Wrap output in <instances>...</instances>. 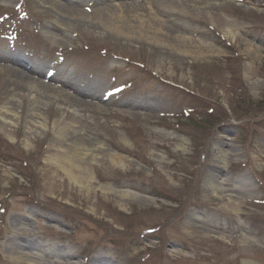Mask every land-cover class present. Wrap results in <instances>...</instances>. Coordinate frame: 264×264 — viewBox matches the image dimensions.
<instances>
[{"label": "rangeland", "instance_id": "374dc122", "mask_svg": "<svg viewBox=\"0 0 264 264\" xmlns=\"http://www.w3.org/2000/svg\"><path fill=\"white\" fill-rule=\"evenodd\" d=\"M78 8L93 22L43 0H0V54L43 71L30 76L48 127L26 133L25 87L7 70L19 66L0 58V106L20 102L15 127L0 128V264H24L7 247L28 241L68 264H264V0ZM67 122L125 166L104 152L79 164L89 183L69 180L55 160L66 144L51 141Z\"/></svg>", "mask_w": 264, "mask_h": 264}, {"label": "bare ground", "instance_id": "6f19581e", "mask_svg": "<svg viewBox=\"0 0 264 264\" xmlns=\"http://www.w3.org/2000/svg\"><path fill=\"white\" fill-rule=\"evenodd\" d=\"M47 2V4H51V6L56 9L59 13H65L69 16H82L84 17V21L88 23H92L93 21L90 19L88 20V15L84 13V10L81 8H78L81 3H83L85 0H76L74 6L67 5L66 3H61L57 2L56 0H43ZM74 3V2H73ZM76 3H80L77 4ZM128 7V5H126ZM87 10V9H86ZM99 18V17H98ZM97 18V19H98ZM96 19V20H97ZM100 23L102 25H106V23H102L100 20ZM115 24V23H114ZM107 26V25H106ZM110 31L114 32L115 35H122V36H129L127 32H125L126 29H128V26H113L111 25ZM195 49V48H194ZM207 47L205 48H198L194 50V53H206L210 51ZM246 52L249 54H253V51L250 52V50L246 49ZM202 53V54H203ZM0 58L3 60H6L7 62H11L12 64H16L17 66L21 67H14V66H8L7 65V70L12 73V75L15 77L16 80L21 82L23 86L25 87V98L27 102L26 106V115H25V120H24V127L26 130V133L29 135H36V134H43L48 131L47 127V122L43 118L42 114L40 113V105L41 102L43 101L42 99V93L40 92L41 90L39 89V86L36 82L32 81V77L30 76V73L32 74H38L42 75L43 71L37 68H34L31 64L25 63V60L22 58H18L16 56H5L0 54ZM46 73V71H45ZM52 76L51 78H53ZM64 85L68 87L71 90L77 91V87L75 84L65 82ZM54 89V88H53ZM56 90V89H54ZM47 96V95H46ZM103 96V95H102ZM74 97L76 101L81 102L79 99H77L75 96ZM20 102L18 99H15V97H12L11 99L7 100V102H4L0 106V128L3 129L5 132H10L12 127H15V123L18 120V112L17 109L19 107ZM10 106H15L16 109L13 110L12 107ZM58 109H63V110H68V108H73L70 106L65 107L62 104L60 105L58 103L57 105ZM72 116L73 119L77 120L78 116L76 113V109L72 110ZM66 120V119H64ZM54 128V127H53ZM74 123L73 122H67L63 123L61 127L58 129L53 130V138H52V143H56L59 145L60 143L66 144V150H64V158L65 161L59 162L58 159H55L56 162L60 165V169L63 172V175L67 176L69 180H71L73 183H82L83 180L85 182L89 183L92 179L93 176L85 177L83 178V168L79 164L81 163H86L89 161V163L92 162H99L100 160V155L101 153L106 152L107 159L108 161L113 164L114 166L121 165L125 166V158L123 156L117 154L116 152L110 151L102 144H100L98 141L92 139V138H84V141L81 142L80 140L76 139V137H81L82 135L76 133L74 129ZM74 137L76 140H74ZM93 143L91 146L89 143ZM25 143H27V139L25 140ZM106 149V150H105ZM116 150L120 151L119 149L115 148ZM78 162V163H77ZM82 181H79V180ZM88 179V180H87ZM213 179V177L211 178ZM213 182V180H211ZM210 189H217V186L213 183L209 184ZM121 197H129V194H120ZM144 201H147L149 203H146L147 206H152L151 204L153 203L149 199H144ZM151 202V203H150ZM231 202L229 199L226 201V203ZM196 221L195 219H192ZM218 226V225H216ZM26 227V226H25ZM21 230L28 231L30 230L29 228H24L23 226H20ZM226 230L229 232L231 231V228L227 227ZM227 231H222V232H227ZM222 232H216V233H222ZM241 237V235H239ZM40 247H35L31 241H28L27 243H20L18 246L17 245H9L7 247L8 253L10 256L15 259V260H20L23 261L24 264L26 262H29V264H68L65 260L60 258L61 260H57L54 257V255H59V251H56V254L52 255L54 249L50 248L48 250H45V248L42 249V246H46L47 244H41L39 242ZM49 247V244H48ZM34 250V251H31ZM58 250V249H57ZM172 255H176V253H179L178 251H171ZM66 254V253H65ZM53 258V259H52ZM96 260L99 261V264H109L108 262L104 261L105 259L98 257Z\"/></svg>", "mask_w": 264, "mask_h": 264}]
</instances>
